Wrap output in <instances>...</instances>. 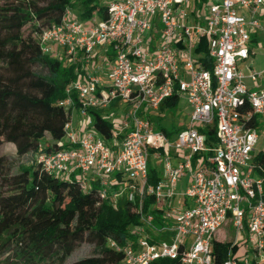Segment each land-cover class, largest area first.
<instances>
[{
	"label": "built area",
	"instance_id": "2783aa9c",
	"mask_svg": "<svg viewBox=\"0 0 264 264\" xmlns=\"http://www.w3.org/2000/svg\"><path fill=\"white\" fill-rule=\"evenodd\" d=\"M186 3L113 0L104 18L94 12L87 20L67 7L38 34L41 53L76 66L78 77L57 104L69 118L58 149L36 153L35 162L46 174L81 182L83 191L92 180L100 203L134 207L139 224L130 240L109 241L123 255L119 264H264V178L254 164L264 89L248 91L237 67L252 55L251 43L264 40V0H209L206 16L194 20ZM261 77L249 73L254 84ZM173 96L189 114L170 138L150 118ZM110 109L105 140L88 111ZM201 130L213 131L214 142ZM151 156L160 162L156 183ZM148 198L159 211L157 226L144 212ZM215 243L227 245L225 257Z\"/></svg>",
	"mask_w": 264,
	"mask_h": 264
},
{
	"label": "trees",
	"instance_id": "16d2710c",
	"mask_svg": "<svg viewBox=\"0 0 264 264\" xmlns=\"http://www.w3.org/2000/svg\"><path fill=\"white\" fill-rule=\"evenodd\" d=\"M67 7L78 12L80 20L94 12L105 17L106 7L98 6L96 0H0V138L15 135L33 153V165L3 177L0 187V255L11 252L14 261L10 264H45L50 259L67 264L80 243L94 246L98 255L69 264H119L123 255L112 250L109 241L125 245L130 228L139 224L130 204L121 200L113 208L100 203L92 180L83 191L81 182L46 174L35 162L36 153L58 149L69 118L57 104L78 77L76 66L43 55L37 42L42 30L60 22ZM179 101L177 96L165 100L155 116L176 108ZM88 113L97 134L110 140L112 124L104 118L105 112ZM201 132L214 142L213 131ZM45 137L49 144H44ZM254 164L258 177L264 178V152L254 156ZM158 169L149 166L151 183L159 180ZM152 203L151 198L145 200L144 212L155 216L157 226L159 211L150 209ZM214 249L220 259L225 257L227 245L215 243ZM151 264L178 263L158 260Z\"/></svg>",
	"mask_w": 264,
	"mask_h": 264
},
{
	"label": "rangeland",
	"instance_id": "374dc122",
	"mask_svg": "<svg viewBox=\"0 0 264 264\" xmlns=\"http://www.w3.org/2000/svg\"><path fill=\"white\" fill-rule=\"evenodd\" d=\"M97 5H102V3H106V0H96ZM78 15L79 13L76 12ZM28 30L25 31L27 33ZM255 55L252 57L253 67L254 69L264 68V49L259 48V46L251 47ZM122 107V106H121ZM120 107V108H121ZM115 110V109H114ZM113 111V109L108 110L103 114H110L109 112ZM121 112L119 110H116ZM62 112L66 113L64 109ZM189 110L183 100H180L176 108L172 110H165L159 116H155V113L151 114V119L153 120V126L156 130L164 129L165 131L171 133V135H175V132L178 130L179 125L186 124L188 121ZM24 116V115H20ZM109 116V115H108ZM108 119V117H106ZM110 118V117H109ZM71 119L74 123H79V118L77 114L72 112ZM49 144V140L45 137L44 144ZM259 152H264V130L258 131V142L255 147V155ZM33 153L29 152V149L23 142L15 135H8L4 138H0V187L2 186V178H9L17 173L20 170L26 169L32 166ZM149 164L152 167L160 168V162L156 163V161L151 156L149 159ZM159 170V169H158ZM187 178H183L177 187V194H181L184 191L185 183ZM226 231L227 228H226ZM218 240L223 239L222 233H218L216 235ZM98 255V250L87 243H80L71 256L67 259L66 263H72L77 260L95 257ZM14 261V257L11 252H5L0 255V264H10ZM56 259H50L45 264H56Z\"/></svg>",
	"mask_w": 264,
	"mask_h": 264
},
{
	"label": "crops",
	"instance_id": "0c3cea01",
	"mask_svg": "<svg viewBox=\"0 0 264 264\" xmlns=\"http://www.w3.org/2000/svg\"><path fill=\"white\" fill-rule=\"evenodd\" d=\"M111 1L113 0H106V3H102V5L100 6H104L110 3ZM186 1L187 3L184 7L186 8L187 15L191 16L193 20L196 19L198 16L199 17L206 16L207 5H208L209 0H205V3L204 2L201 3L202 0H186ZM257 45L259 46V48L264 49V40H262L259 37V39L256 42L251 43L249 48L251 49V47H254ZM251 51H252V55L250 56V58L248 60L239 61L237 63V67L244 76L243 84L245 85L246 89L250 92H255V91H260L261 89H264V68H258V70L254 69L252 57L255 55V53L253 52L252 49ZM251 71L262 73V77L258 80L257 84L252 83L249 78V73ZM261 130H264V125H261L258 127V131H261ZM173 164L176 165V161H174ZM186 184H187V181L185 185Z\"/></svg>",
	"mask_w": 264,
	"mask_h": 264
}]
</instances>
